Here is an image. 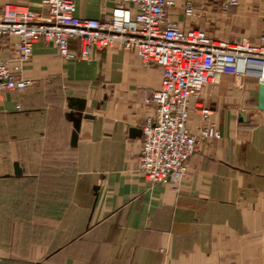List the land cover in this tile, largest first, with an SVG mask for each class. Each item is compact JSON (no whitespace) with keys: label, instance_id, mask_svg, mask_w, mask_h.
Listing matches in <instances>:
<instances>
[{"label":"crops","instance_id":"obj_1","mask_svg":"<svg viewBox=\"0 0 264 264\" xmlns=\"http://www.w3.org/2000/svg\"><path fill=\"white\" fill-rule=\"evenodd\" d=\"M169 18L226 40L264 33V0H174ZM39 11L40 0H0ZM115 0H75V15L103 19ZM16 38L0 46L11 56ZM77 51L78 44L70 41ZM23 91L0 94V264H264V110L253 77L222 75L191 98L187 128L211 109L219 139L198 141L178 185L141 174L145 99L161 68L119 47L63 59L38 40ZM83 101L75 144L67 116ZM17 106H19L17 108ZM22 174H14V163Z\"/></svg>","mask_w":264,"mask_h":264},{"label":"built area","instance_id":"obj_2","mask_svg":"<svg viewBox=\"0 0 264 264\" xmlns=\"http://www.w3.org/2000/svg\"><path fill=\"white\" fill-rule=\"evenodd\" d=\"M239 0H222L229 12ZM174 0H115L108 17L75 15V0H40L39 11L27 5L0 3V46L15 37L11 56L0 55V94L23 91L31 81L21 75L38 40L51 43L63 59L90 60L93 51L119 47L134 52L145 65L161 68L159 87L145 99L155 108L141 125L138 163L150 183L178 185L198 141L219 139L211 109L197 104L203 124L187 128L189 103L206 84L222 75L250 76L264 84V33L254 39L226 40L199 28H182L169 18ZM186 17L200 18L204 9L186 0ZM75 40L78 50L70 48ZM19 106H17L18 108Z\"/></svg>","mask_w":264,"mask_h":264},{"label":"water","instance_id":"obj_3","mask_svg":"<svg viewBox=\"0 0 264 264\" xmlns=\"http://www.w3.org/2000/svg\"><path fill=\"white\" fill-rule=\"evenodd\" d=\"M258 92H259V100H258V108L260 110H264V84H259L258 86ZM84 107L83 101L81 103H78V107L75 111H72L67 114L69 119L73 122V131L71 136V143L75 144L77 139V132L79 130V124L82 117H89L88 114H82V109ZM14 174L16 176H20L22 174L21 167L17 162L14 163Z\"/></svg>","mask_w":264,"mask_h":264},{"label":"rangeland","instance_id":"obj_4","mask_svg":"<svg viewBox=\"0 0 264 264\" xmlns=\"http://www.w3.org/2000/svg\"><path fill=\"white\" fill-rule=\"evenodd\" d=\"M221 1H222V0H221ZM221 1H220V2H221ZM131 52H132V51H131Z\"/></svg>","mask_w":264,"mask_h":264}]
</instances>
